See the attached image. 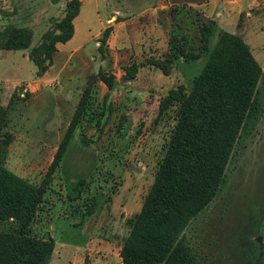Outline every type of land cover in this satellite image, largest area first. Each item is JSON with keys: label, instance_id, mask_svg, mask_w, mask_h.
Wrapping results in <instances>:
<instances>
[{"label": "rangeland", "instance_id": "obj_1", "mask_svg": "<svg viewBox=\"0 0 264 264\" xmlns=\"http://www.w3.org/2000/svg\"><path fill=\"white\" fill-rule=\"evenodd\" d=\"M226 1L81 0L74 38L37 64L31 55L46 32L57 31L67 2L0 0V104L8 110L0 165L48 188L33 228L55 242L51 264H123L129 220L142 210L174 124L173 113L155 123L160 101L181 84L191 88L205 64V57L174 60L186 39L201 46L197 14L217 24L212 46L222 33L235 34L264 69V0H245L240 15ZM13 42L28 46L12 49ZM260 90L264 100V75ZM85 94L87 111L51 171ZM227 175L224 191L190 223L186 238L203 264H264V107ZM71 182L81 189L74 201Z\"/></svg>", "mask_w": 264, "mask_h": 264}, {"label": "trees", "instance_id": "obj_2", "mask_svg": "<svg viewBox=\"0 0 264 264\" xmlns=\"http://www.w3.org/2000/svg\"><path fill=\"white\" fill-rule=\"evenodd\" d=\"M67 2L57 31L46 32L32 53L37 64L52 61L58 44L70 42L75 35V19L81 0ZM200 47L186 39L176 46L174 60L191 63L205 57L201 73L191 88L184 84L171 89L160 101L156 124L173 113V126L163 147L153 186L142 210L129 220L130 231L120 252L123 264H203L191 248L185 232L190 223L224 191L227 170L237 146L253 135L262 117L264 100L260 82L264 69L255 60L247 43L224 32L212 46L216 22L197 14ZM106 30L100 42L109 39ZM28 44L13 42L12 49ZM42 55V56H41ZM169 74L161 61L152 63ZM167 69V70H166ZM131 73V79L134 78ZM109 88L111 76L101 75ZM85 94L61 143L51 171L60 167L81 117L87 111ZM8 110L0 104V135ZM10 141L8 135L4 136ZM68 199H79L78 182H71ZM48 188H37L0 165V264H51L55 242L34 232V224Z\"/></svg>", "mask_w": 264, "mask_h": 264}, {"label": "crops", "instance_id": "obj_3", "mask_svg": "<svg viewBox=\"0 0 264 264\" xmlns=\"http://www.w3.org/2000/svg\"><path fill=\"white\" fill-rule=\"evenodd\" d=\"M212 2L213 1H211L210 3ZM254 2L255 0H252V3ZM243 3H245V0H230V1H226L225 5L229 6L230 8H232L233 12H236L238 15H240L243 12V7H242ZM216 7L218 8L219 4H217Z\"/></svg>", "mask_w": 264, "mask_h": 264}, {"label": "flooded vegetation", "instance_id": "obj_4", "mask_svg": "<svg viewBox=\"0 0 264 264\" xmlns=\"http://www.w3.org/2000/svg\"><path fill=\"white\" fill-rule=\"evenodd\" d=\"M262 238H263L262 236H260V235L258 236V240L259 241L262 240Z\"/></svg>", "mask_w": 264, "mask_h": 264}]
</instances>
